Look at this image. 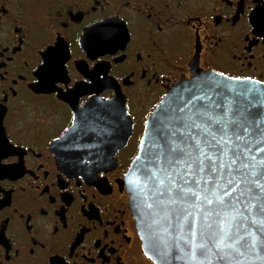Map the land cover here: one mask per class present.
<instances>
[{
  "label": "snow or ice",
  "instance_id": "snow-or-ice-1",
  "mask_svg": "<svg viewBox=\"0 0 264 264\" xmlns=\"http://www.w3.org/2000/svg\"><path fill=\"white\" fill-rule=\"evenodd\" d=\"M46 2L57 5V15L60 8L73 7L72 0ZM208 2L173 0L176 11H170L164 17V23L155 20L158 35L152 37L149 34L152 46L163 51L160 41L166 34L165 24L169 27L190 24L186 18L178 17L177 12H188L189 4L204 9ZM100 3L101 0H91L85 11L94 12ZM257 3L264 4V0H257ZM145 6L155 9L151 0H121L119 7L127 10L123 15L97 16L83 25L76 39L91 62H86L83 71L79 70L82 75L78 81H72L67 72L66 62L71 57L62 42L57 41L47 51H41L26 39L27 33H22L13 37L15 43L9 51L0 23V109H3L0 111V176H12L14 179L24 176L25 156L32 148L31 144L17 143L11 118L14 102L23 85L16 83L19 73L10 75V70L16 67L13 57L27 47L37 52L39 59L32 68L27 56L21 58L25 74L20 79L32 75L28 86L36 85V92L60 93L75 109L67 126L53 134L46 141L47 145L55 154L65 179L87 180L101 191L107 179L106 173L115 167L112 154L123 146L128 125L133 119L123 97L116 93L98 95L100 90L114 86L109 71L111 64L105 60V54H109V60L116 57L124 60L134 54L141 61V79L147 75L149 63L155 66L152 51L141 53L140 34L134 35L129 30L132 19L129 13L144 14ZM170 7L169 2L162 6L163 9ZM190 15L202 22V26L198 23L195 29L197 47L190 60V72L170 86L166 85L167 90L158 102L151 106L150 111H145L142 136L121 180V187L128 193L136 227L143 233L149 252L160 264H264V79L256 75L230 73L227 69L218 70L217 67H201L200 32H205L204 39L215 36V43L221 47L236 41H226L218 35L219 29L205 20L208 16L206 11ZM145 16L149 21L153 20L150 13ZM81 22L82 18L73 19V16L59 21L52 17L47 23H41L40 28L43 30L59 23L71 31ZM232 24L235 26L233 21ZM256 27L264 38V7L258 8ZM145 55L147 62H144ZM180 70L183 71L182 66ZM134 73L135 69H130V74ZM82 95L87 99H80ZM6 115L9 117L7 121ZM28 119L44 122L45 116L42 112H33L28 114ZM21 147L25 149L23 153L16 151ZM9 156L11 159H7ZM42 186L40 176L32 171L28 186L21 184L20 190L35 199L29 188L39 190ZM83 198L87 199L86 196ZM3 199L5 193L0 191V200ZM41 209L43 205H38L37 212ZM13 213L21 218L26 215L19 204H13L7 214V222L0 218V236L4 239L7 236L6 241L10 245L6 248L4 243H0V264H6L12 258L5 251L8 248L15 255H20V240L25 232L35 247L43 248L50 238L45 236L37 241V231L34 230L37 221L33 219L31 210L27 214L24 231L10 233L8 220ZM90 215L96 216L92 212ZM96 220L103 224L99 216ZM77 223L83 224L84 221L77 220ZM95 227V224H89L87 231ZM62 228L70 230L67 218L54 223L50 236H62ZM110 242L114 245L115 238L107 227L98 228L95 250L85 245L90 255L83 254L82 258L87 264H116L119 258L110 259L115 252V247L109 248ZM73 244L70 242L66 253L56 250L55 243L48 244L50 257H57L56 264H71L69 258L77 250L80 240L75 241L74 248ZM35 247L29 245L33 253Z\"/></svg>",
  "mask_w": 264,
  "mask_h": 264
},
{
  "label": "flooded vegetation",
  "instance_id": "flooded-vegetation-1",
  "mask_svg": "<svg viewBox=\"0 0 264 264\" xmlns=\"http://www.w3.org/2000/svg\"><path fill=\"white\" fill-rule=\"evenodd\" d=\"M72 2L71 9L62 7L57 15V5L46 0H0V23L6 34L9 51L15 43L13 37H18L22 33H27L26 39H30L32 44L41 51H47V48L57 41L62 42L71 57L66 62L67 72L72 81H78L82 75L79 70L83 71L86 62L90 63L91 59L87 56L82 44L77 41V33L84 24L97 16H107L111 13L123 15L127 10L119 7L121 0H101L94 12L85 11L91 0H72ZM151 2L155 3V9L145 6L144 14L129 13L132 16L129 30L133 31L134 35L140 34L141 39L138 43L142 45L141 53L152 51L156 59L155 66L149 63L147 75L141 79V61H138L134 54H130L124 60H120L123 57L109 60V54H105V60L111 64L109 71L114 80V86L100 90L98 95L116 93L122 96L125 103L129 105L133 119L130 120L131 130L130 126L127 129L129 136L125 139L123 146L118 147L112 154L115 167L106 173L107 179L101 191L94 184H89L87 180L64 178L55 154L51 152L46 141L53 134H58L62 126H67L75 109L62 98L60 93L36 92V85L28 86L29 81L33 79L32 75H27L26 79H20V76L25 74V68L20 63L21 58L27 56L30 67L34 68L39 59L37 52L26 47L13 57L16 67L10 70V75L19 73L16 83L23 85L20 95L14 102L15 107L11 117L15 124L14 134L18 144L25 146L31 144L32 148L25 156L26 174L24 176L16 179L12 176L4 178L0 176L3 178L0 180V188H2L0 191L5 193V199L0 200V218H4L6 223L9 209L13 204H19L26 215L21 218L17 213L12 214V218L8 220L10 233L24 231L27 214L31 210L33 219L37 221L34 228L37 231V241L43 240L45 236L50 238L43 248L35 247L25 232L20 240L19 256L15 255L11 248L5 250L12 257L6 261V264H50V261L51 264H56L57 257H50L48 244L55 243L56 250H64L66 253L70 249V242L74 243V248L75 241L79 242V240L77 250L69 259L71 264H87L82 257L83 254L90 255V253H87V247L84 246H90L95 250L94 240L97 229L100 227H107L110 235L115 238V244L110 242L109 248L115 247V252L110 259L115 260L118 257L116 264H154L143 250L134 213L129 207L128 193L121 187V180L137 151V144L142 136V118L145 111H150L151 106L158 102L159 97L167 90L166 85L170 86L175 80L182 76L186 77L190 72V60L197 47L195 29L198 23L202 26V22L196 21L190 15L191 13L206 11L208 16L205 20L219 29L218 35H222L226 41L230 39L236 41L235 44L221 47L215 43V36L204 39L205 32H200L201 67H217L218 70L227 69L230 73L256 75L257 78L264 79V38H261L256 27L258 8L264 7V4H258L257 0H233L232 4L231 0H209L204 9L195 4H189L188 12L181 10L177 12V16L186 18L190 24L182 23L175 27L165 24L166 34L160 41L163 45V51H161L152 46L149 34L151 33L152 37L157 36L155 20L159 19L161 23H164V17L170 11L175 12L176 9L173 0H158V2L151 0ZM165 2H169L171 7L163 9ZM148 13L152 15L153 20L146 19L145 14ZM70 16H73V19L82 18L81 24L71 31L62 28L59 23H54L43 30L40 28L41 23H47L52 17H56L59 21ZM147 60L145 55L144 62ZM173 64L177 66L173 67ZM180 66L183 67V71L180 70ZM133 68L135 73L130 74V69ZM80 99H87V96L82 95ZM33 112L44 113V122L29 120L28 114ZM5 119L7 121L9 117L6 115ZM24 150L23 147L16 149L20 153ZM7 159H11V156ZM32 171L40 176V182L43 183L39 190L35 187L29 188V191L35 194V199H32L28 192L20 190L21 184L28 186ZM33 182L35 183V178ZM85 196L87 199L83 198ZM72 197L75 198L72 199ZM38 205H43V209L39 212H37ZM89 212L99 216L103 224L96 220V216H89ZM63 217L68 219L70 230L62 228V236H50L54 223L59 222ZM77 220H83L84 223L79 224ZM89 224H95L96 227L87 231ZM6 239H8L7 236L5 239L0 236V243H4L7 248L10 245ZM9 243H12L11 240ZM96 243L98 246L99 241ZM102 243L103 240H101ZM29 245L35 247L34 253ZM97 259L99 260V257Z\"/></svg>",
  "mask_w": 264,
  "mask_h": 264
},
{
  "label": "water",
  "instance_id": "water-1",
  "mask_svg": "<svg viewBox=\"0 0 264 264\" xmlns=\"http://www.w3.org/2000/svg\"><path fill=\"white\" fill-rule=\"evenodd\" d=\"M122 97V96H121ZM125 101V100H124ZM128 126H130V130H131V125H130V123H129V125ZM127 136H129V135H127ZM127 136H126V138H127ZM134 217H135V214H134ZM138 229V228H137ZM138 231H139V229H138ZM139 235H140V237H141V239H142V247H143V250H144V252H145V254L152 260V262L154 263V264H160V262H159V260L151 253V252H149V250H148V248H147V246H146V243H145V239H144V235H143V233H141L140 231H139Z\"/></svg>",
  "mask_w": 264,
  "mask_h": 264
}]
</instances>
